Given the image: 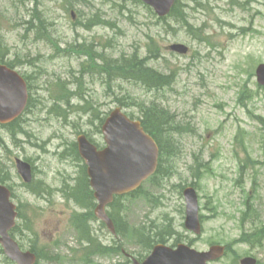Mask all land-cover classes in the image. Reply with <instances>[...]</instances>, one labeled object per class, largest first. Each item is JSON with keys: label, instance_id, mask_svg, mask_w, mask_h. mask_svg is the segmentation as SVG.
Instances as JSON below:
<instances>
[{"label": "rangeland", "instance_id": "rangeland-1", "mask_svg": "<svg viewBox=\"0 0 264 264\" xmlns=\"http://www.w3.org/2000/svg\"><path fill=\"white\" fill-rule=\"evenodd\" d=\"M182 3L186 4L190 28L174 20H169L172 27L163 24L135 0H0V54L7 48L9 58L21 59L19 69L32 76L36 99L22 122L31 137L19 133L21 144L16 145L8 130L0 127L7 144L6 149L0 145V159L15 174L14 201L22 214L18 224L24 230L28 223L33 228L32 234L21 231L18 237L24 248L37 247L42 264H50L47 257L51 253L66 257L59 264H83L72 260V250L79 242L70 221L72 213L82 209L73 200L64 199L61 192L66 180L78 175L80 168L59 152L81 133L101 142L102 135L93 134L96 118L92 113L123 107L117 97H125L126 102L157 101L170 108L186 129L176 135L177 153L165 163L171 176L161 177L160 187L149 181L144 184L149 195L155 194L154 199L130 201L126 214L131 224L147 228L154 221L161 230L171 227L180 233V242L202 251L211 245H228L226 255L211 264H241L247 256L264 264V241L254 249L242 239L245 234L264 230V86L256 76L257 65L264 62V0ZM31 8L42 10L44 17L38 20L34 15L33 31L28 32L24 20L32 19ZM45 18L47 23H40ZM91 19L95 23L87 28ZM38 26L45 27L38 30ZM149 38L156 40L161 53L149 65L172 75L170 85L149 90L118 78L109 83L94 71V65L102 63V54L110 58L135 53L140 58L146 56ZM173 43L186 44L188 53L173 52L169 48ZM62 91L77 92L71 95L77 112L66 118L55 110L50 112L52 95ZM123 108L139 118L134 104ZM16 157L32 160L33 187L41 190L42 186L47 192L49 186L50 196L23 185L12 165ZM189 186L199 195L200 234L183 225L187 208L184 191ZM93 225L104 244L113 242V234L100 220ZM119 240L134 258L143 254L135 239ZM174 241L171 237L167 243ZM94 259L95 263L89 264H115L126 258L116 254ZM0 264H9L1 254Z\"/></svg>", "mask_w": 264, "mask_h": 264}, {"label": "trees", "instance_id": "trees-1", "mask_svg": "<svg viewBox=\"0 0 264 264\" xmlns=\"http://www.w3.org/2000/svg\"><path fill=\"white\" fill-rule=\"evenodd\" d=\"M73 1V0H71ZM78 1V0H76ZM80 1V0H79ZM137 3L143 4L142 0H135ZM197 1V0H195ZM145 7L157 17L155 12L152 10L151 7L145 5ZM186 4L182 3V0H177L174 7L172 8L171 12L164 17H157V19L166 24L170 27L173 25L169 20H174L176 22H180L183 26H188L189 23L187 20V10L185 9ZM34 15H37L34 19H41L43 16L42 10H37L36 8H31L30 10V17L32 19L24 20L26 24L25 30L28 32H32L33 30L30 29V25L34 23ZM44 17V16H43ZM25 19V18H23ZM44 22L47 23L46 18L44 20H40V23ZM95 23V20L91 19L88 20L86 23V27ZM179 23V24H180ZM165 25V26H166ZM45 26H38V30H42ZM89 28V27H87ZM190 28V27H189ZM40 38V37H37ZM42 38V37H41ZM40 38V39H41ZM1 49V46H0ZM5 52L0 54V62L6 63L11 67H18L22 65V61L19 57L17 58H9L10 50L4 48ZM160 49L157 46V42L154 38H149V47L147 50L146 56H142L141 58L138 56L137 53L130 55L129 57L117 56L118 58H110L106 57L105 55H101L102 63L98 66H95L97 70L94 71L98 72L99 74L103 75L107 82H111L113 79H123L131 82H136L142 85H145L149 90L157 89L161 90L164 87L170 85L173 82L172 75H166L162 71H159L155 67L149 65V61L151 59L159 57ZM161 57V53H160ZM41 71V70H40ZM28 82V87L30 91V100L28 106L26 108V113L32 110L35 107L36 99L33 97V86L31 75L24 74ZM109 87L111 84H108ZM64 90V89H63ZM63 92V91H62ZM60 92L54 93L52 95V107L53 110L50 112L56 111L59 112V115L64 116V118L68 117L71 112H77V109L72 108V94H76L77 92ZM120 105L123 107H129L130 105L137 106L139 110V118H141L144 127L146 130L153 135V137L157 140L160 146V159H159V166L156 173L148 180L153 187H160V180L161 177L165 179L171 176L172 172H169L166 169L165 163L172 158V156L177 153L175 149V142L179 140L176 138L178 132L182 130L186 131L185 125H181V123L177 122V116L173 113L170 108L165 107L164 105L154 101L152 103H146L143 101L134 100L132 102H126L125 97L116 98ZM87 100H85V103ZM65 104V105H64ZM63 106H65L63 108ZM84 106V105H83ZM82 106V107H83ZM72 108V109H71ZM55 110V111H54ZM85 113H87V109L85 108ZM97 111L92 113L94 118H96L94 122V131L93 134H100L102 135V124L105 121L109 112H105L100 114L101 112ZM127 112V111H126ZM130 116L135 117V114L132 112H127ZM25 115L21 116L13 123L4 125L3 127L8 130L11 134L12 139L15 141L16 145L21 144L20 139L18 138L19 133L27 134L29 137L32 135L23 129L22 122H25ZM87 134V133H86ZM175 135V136H174ZM179 136V135H178ZM88 137L93 141L96 142L99 146H101V142L99 140H94L91 134H88ZM169 139V140H168ZM36 145L37 142H32ZM167 143L169 146H167ZM0 145L2 148L6 149L7 144L4 138L0 134ZM64 159H71L76 163V166L80 168L78 175L70 176L69 180H66L65 186L61 188V192L63 193L64 199L73 200L77 205L80 206L82 210L74 211L71 215V225L74 228L77 239L79 242V247L72 250V260H77L83 264H89L92 261L95 263V257L97 255H123L124 249L122 242L119 239H135L138 244H140L141 248L143 249V254L140 255L139 259H144L153 249L154 245L159 242H168V240L173 237L174 244L177 242L182 241V237L180 233H176L174 230L165 228L161 230L160 226L157 225L154 221L151 222L147 227V225H143L139 227H134L131 222L129 221L128 215L126 214L127 209L129 207L130 201L136 199L138 197H143L144 199L155 197V194L149 195V192L145 189L144 185L141 186L139 189L135 190L126 195L116 196L113 203L109 207V214L114 220L117 237L113 239V242L105 243L102 241V238L99 234L96 233L97 228L94 229V223L97 220V217L94 212V208L96 206V201L94 198L93 190L90 187L89 179L86 174V166L82 163V159L78 152V147L76 141H68L65 144V147L62 151L59 152ZM30 159L29 157H27ZM13 165V164H12ZM13 172L10 169V166L4 161L2 162L0 159V182L6 183L10 186L12 190V179H13ZM72 181V182H69ZM34 182L30 184H24L26 187L32 188L36 192L40 193H47L49 196L52 194L51 188L48 186L47 192L45 189L42 188L41 190H35L33 187ZM15 195V193H14ZM129 200V201H128ZM247 207L250 208L251 205L247 203ZM20 211V217H21ZM103 226L105 224L101 223ZM26 227V226H25ZM21 231H29L31 234L33 233V228L31 225H27L26 229L24 230L21 228V225L18 224L16 228L13 230V235L18 236L19 232ZM163 231V232H162ZM246 243L252 244L253 248H257L263 245L264 241V230L259 232H250L249 234H245L242 238ZM32 250H34L38 255V264H42V253L37 249L35 245H30ZM0 254L3 256L4 261L9 264H14L11 260H9L4 254L0 247ZM120 262H116L115 264H132V260L128 257ZM66 257L62 256L60 253H51L47 260L50 264H59Z\"/></svg>", "mask_w": 264, "mask_h": 264}, {"label": "water", "instance_id": "water-1", "mask_svg": "<svg viewBox=\"0 0 264 264\" xmlns=\"http://www.w3.org/2000/svg\"><path fill=\"white\" fill-rule=\"evenodd\" d=\"M154 7L160 16L167 15L176 0H143ZM170 48L187 53L188 46L173 43ZM258 82L264 85V63L256 69ZM29 94L25 78L6 64L0 63V122L9 123L16 119L27 106ZM102 131L106 147L99 149L85 134L78 136L77 142L81 156L88 165L90 183L98 200L96 215L103 220L115 234V226L107 213V206L115 195L131 192L141 186L144 180L154 174L159 163V146L142 125L141 120L133 119L121 107L111 111ZM19 173L24 180H32V166L29 162L16 160ZM187 208L185 225L196 234L202 231L199 214V197L194 187L184 191ZM12 192L0 184V243L5 253L18 264H35L36 254L23 251L11 236L10 230L18 216L16 204L11 201ZM226 246L212 245L209 250L199 251L188 244L179 243L177 247L159 243L143 261L135 264H209L225 254ZM255 257L247 256L241 264H256Z\"/></svg>", "mask_w": 264, "mask_h": 264}]
</instances>
